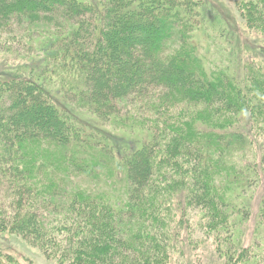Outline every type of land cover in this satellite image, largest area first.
I'll return each mask as SVG.
<instances>
[{
    "label": "trees",
    "instance_id": "16d2710c",
    "mask_svg": "<svg viewBox=\"0 0 264 264\" xmlns=\"http://www.w3.org/2000/svg\"><path fill=\"white\" fill-rule=\"evenodd\" d=\"M233 2L240 21L234 17L232 28L264 38V0ZM208 6L0 0V34L8 32L0 52H17V45L45 52V60L0 68V235L22 237L51 259L61 255V264H167L172 226L188 222V209L197 207L204 213L198 225L226 251V262L264 264V207L246 246L251 205L239 207L230 195L249 143L241 122L264 132V58L245 55L240 76L209 70L200 52V40L216 38L202 20ZM216 19L232 47L258 52L218 11ZM126 102L132 108L122 112ZM74 109L115 130L136 124L132 113L146 136L140 146L126 141L130 152L117 160L109 136L90 131ZM119 171L125 188L114 198L68 188L73 177L111 183ZM59 209L66 215L53 223L48 214Z\"/></svg>",
    "mask_w": 264,
    "mask_h": 264
},
{
    "label": "rangeland",
    "instance_id": "374dc122",
    "mask_svg": "<svg viewBox=\"0 0 264 264\" xmlns=\"http://www.w3.org/2000/svg\"><path fill=\"white\" fill-rule=\"evenodd\" d=\"M209 3L208 13L205 11V17L202 18L203 23L210 24V29L213 30V35H215V39L207 41H201L200 36H197V40H200V52L203 58L205 59L207 68L213 69L214 67H225L231 72L233 75L240 76L242 73L240 60L243 58V63L248 64V59H245L244 56L248 55L251 57H259L264 58L263 51H259L260 44H264V38L260 36L258 32H248L243 27V31L238 30L236 28H232L234 26V22L237 19L240 21L239 15L235 9V4L233 0H207ZM219 2H223L227 8L228 12L225 11L221 7ZM225 17L226 26L228 28H232L235 34L238 36L241 35L244 40V46L258 52H250L240 51L232 47V42H229L228 38L225 35H222V31L224 28L223 23H217L216 15L217 11ZM228 13V16H225ZM208 14V15H207ZM213 17V19H211ZM236 19H235V18ZM7 33L0 34V43L1 41L7 37ZM216 33V34H214ZM243 33V35H242ZM15 35V34H14ZM46 36V35H45ZM46 39L54 38V34L49 33ZM196 38V36H195ZM46 39H43L46 41ZM204 42V43H203ZM228 42V43H227ZM218 45V47L215 45ZM26 46L25 43H22V46ZM3 48L0 47L2 51ZM47 49V45L45 46ZM14 50L17 52H0V68L3 64L7 63L9 66H21L25 64L27 60H45V52H25L24 48L20 45L14 47ZM48 53V52H46ZM48 57V56H47ZM46 57V58H47ZM264 60V59H263ZM261 61V60H259ZM61 89L60 84L57 83L55 89ZM63 101H65V97H61ZM123 111L125 112L127 109H131L132 105L130 102H126L123 104ZM126 106H129L127 109ZM135 106V105H134ZM138 111L133 109V113L136 114ZM73 113L80 119L89 122L90 131H93L97 134H107L112 142L116 145V158L120 160V154H125L128 151L127 143L129 145H141L143 138H145V130L143 128L141 118L139 116H134L131 112L130 119L134 120L136 124H134L131 128H121L119 130L113 129L111 125H103L100 121L93 115H89L82 110L74 109ZM140 114V112H138ZM246 119V118H245ZM247 124V125H246ZM243 127V132L246 134L248 139V146L244 151L239 153V157L241 162L239 164V169L243 172L239 173L240 181L236 184L237 187L230 195L232 196V201L237 204L239 207L242 203L247 202L251 205V214L247 220H245L244 224V235L242 240V244L248 246L252 241V234L257 225L260 224V209L264 207V132H261L260 129H255L254 132L251 131V128L248 125V122H241L240 124ZM130 127V125H129ZM127 141V143H126ZM102 147V146H101ZM102 149V148H101ZM251 165V166H250ZM249 167V168H248ZM118 172V171H117ZM116 172V176L111 180V183H106V177H104L103 181L98 184V186H94L90 184V180L83 177H73L69 183V190L75 188L82 189H91L96 192L110 196L112 198L115 195L123 191L125 185L121 182V178L123 177V171ZM233 178L239 179L238 176L232 175ZM109 178V177H108ZM231 179V177H227ZM223 183L222 185H224ZM2 199V196H0ZM61 206V204H60ZM62 208V207H61ZM185 204H182V210H185ZM8 210V209H7ZM11 211H7L10 214ZM53 212V210H51ZM180 212V213H181ZM65 213H63L62 209H59V213L48 214L49 219L54 223L55 220H61L65 217ZM177 215V221L180 219L181 214ZM188 216H185V219L188 218V222L184 221L183 224L177 223L173 225V229L171 230V241L172 244V257L167 264H241V261L234 260L233 263L226 262L227 261V253H221L218 249V242L214 240L213 236L206 235L205 229L198 225L200 223V219H202L204 213L201 208H190L188 209ZM171 248V249H172ZM55 252V251H54ZM235 252V250H233ZM9 254L12 256V259L6 258V255ZM61 255H57L55 259L49 258L42 250L37 247H33V245L26 239L14 236V235H0V264H61L59 260H61ZM237 261V262H236ZM67 261H64L63 264H67Z\"/></svg>",
    "mask_w": 264,
    "mask_h": 264
}]
</instances>
